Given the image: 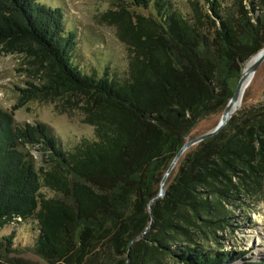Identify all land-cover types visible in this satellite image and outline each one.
<instances>
[{
  "label": "trees",
  "instance_id": "16d2710c",
  "mask_svg": "<svg viewBox=\"0 0 264 264\" xmlns=\"http://www.w3.org/2000/svg\"><path fill=\"white\" fill-rule=\"evenodd\" d=\"M204 1L190 0L186 12L169 0H134L148 15L127 22L126 72L108 65L96 75L76 61L78 35L65 30L62 9L0 0V52L41 70L11 111L0 106V233L35 220L34 252L49 264L244 257L214 248L232 227L233 206L264 187V105L185 153L156 199L195 128L222 115L245 64L264 49V0ZM58 96L78 99L82 122L94 128L93 140L71 151L48 125L15 121L29 102ZM31 149L43 155L39 170Z\"/></svg>",
  "mask_w": 264,
  "mask_h": 264
},
{
  "label": "rangeland",
  "instance_id": "374dc122",
  "mask_svg": "<svg viewBox=\"0 0 264 264\" xmlns=\"http://www.w3.org/2000/svg\"><path fill=\"white\" fill-rule=\"evenodd\" d=\"M169 1L176 9L190 11V0ZM40 2L63 10L65 30L75 31L78 35L79 44L75 57L86 73L97 75L108 65L119 75L126 72L128 55L122 35H127V22L129 25L135 24L137 17L147 16L148 11L136 6L134 0H40ZM226 2L230 3L231 0ZM40 71L37 64L23 54L0 52V106L11 111L21 101V90L27 89L29 82L39 83ZM263 105L264 62L252 78L241 107L234 116L241 117ZM220 117L221 115L212 116L201 122L189 140L211 132L219 123ZM82 118L78 99L60 96L33 100L15 112L17 126L38 123L48 125L53 135L68 151L83 138L93 140L89 137H93L94 128L83 123ZM30 153L35 168L39 170L44 165L42 153L37 149H31ZM176 166L175 170L173 169L175 173L178 170ZM43 192L48 196H54L51 190L44 189ZM232 211V227L220 234V245L214 248L215 251L234 253L236 257L244 254V257L229 264H264V187L259 196L236 203ZM38 233V224L35 220L6 226L0 233V245L5 246L0 250V262L49 264L34 252ZM6 238L10 239V244ZM7 249L10 251H6Z\"/></svg>",
  "mask_w": 264,
  "mask_h": 264
},
{
  "label": "water",
  "instance_id": "95a60500",
  "mask_svg": "<svg viewBox=\"0 0 264 264\" xmlns=\"http://www.w3.org/2000/svg\"><path fill=\"white\" fill-rule=\"evenodd\" d=\"M250 62H253L252 66L249 68L248 71H246V68L244 69V71L242 73V77H241V79H240V81L238 83V86L236 88V92H235L234 96L232 97V99L230 100V102L228 103V105L225 108V110L223 111L217 126L211 132H208V133H206V134H204V135H202L200 137H197L195 139L187 141V143L180 150V152L178 153V155L174 159L173 163L171 164L170 168L168 169L167 173L165 174V176H164V178H163V180L161 182L160 194L158 195V197L156 199L164 197L165 192H166L167 178L169 177L170 173L173 171L174 167L176 166L178 161L181 159V157L189 149L197 146L198 144L204 142L207 139H210V138L218 135L225 128V126L229 123V121L234 117V115L238 111V106L240 107V105L242 104V102H240V101H242L241 100L242 99V94H243L244 90L246 89L247 78L249 76H253L254 77L255 73L257 72L259 67L262 65V63L264 62V49L262 51H260L255 57H253ZM234 106L237 109L234 108Z\"/></svg>",
  "mask_w": 264,
  "mask_h": 264
},
{
  "label": "bare ground",
  "instance_id": "6f19581e",
  "mask_svg": "<svg viewBox=\"0 0 264 264\" xmlns=\"http://www.w3.org/2000/svg\"><path fill=\"white\" fill-rule=\"evenodd\" d=\"M252 64H253V62H249V63H248V65L246 66V71L249 70V68L252 66ZM252 78H253V76H249V77L247 78V81H246L247 85H246V89L244 90V92H243V94H242V99H243V97H244V94H245L246 90L248 89L249 85H250L251 82H252ZM242 99H241V100H242ZM240 102H242V101H240ZM238 105H239V104H238ZM240 107H241V105H240ZM240 107L238 106V109H239ZM234 108H236V107L234 106ZM234 108H233V109H234ZM236 109H237V108H236Z\"/></svg>",
  "mask_w": 264,
  "mask_h": 264
}]
</instances>
